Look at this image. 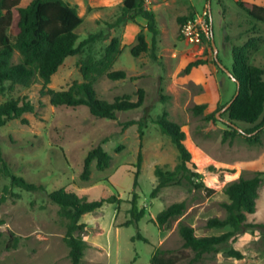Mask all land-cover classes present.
I'll return each instance as SVG.
<instances>
[{
	"label": "rangeland",
	"instance_id": "374dc122",
	"mask_svg": "<svg viewBox=\"0 0 264 264\" xmlns=\"http://www.w3.org/2000/svg\"><path fill=\"white\" fill-rule=\"evenodd\" d=\"M77 8L82 23L76 28L77 44L90 34L100 33L101 39L85 46L79 54L67 58L51 76L48 88L59 90L73 82L83 80L80 61L87 55L100 58L110 38L118 37L121 52L111 70H123L124 79L111 80L105 75L97 77L94 87L98 97L112 102L115 97L129 96L136 101L138 90H143L140 107L116 113V119L97 118L85 105L75 107L49 103L42 94L40 78L28 86L8 81L0 84V104L23 100L33 105V112L24 113L0 127V147L12 172L47 192L59 188L97 199L115 195L120 201L105 202L100 208L85 213L80 222L86 227L75 232L87 243L82 264H149L157 248L183 250V240L177 223L185 221L196 235H218L229 228H206L210 217L225 216L222 202L228 201L224 186L240 177H252L262 172L257 188L256 209L247 215L251 224H264V130L260 143H250L240 136L223 140L227 118L223 105L235 92V81L214 63L211 40L217 48V58L230 71L233 50L243 49L247 62L264 69V24L254 21L241 11L235 0H209L212 35L209 31L198 44H187L181 37V25L176 18L192 14L195 18L208 11V0H150L155 7L156 36L155 58L150 52L134 57L130 48L136 34L143 27L146 41L151 45V33L140 18L124 21L110 27L120 15L122 0H65ZM264 6V0H244ZM149 0L147 1V3ZM146 3V4H147ZM152 10V9H151ZM17 52L13 60L16 61ZM204 63L185 67L191 61ZM207 105L196 115L195 105ZM216 111L218 121L205 120L209 112ZM166 112V118L181 125L186 134L185 143L197 164L198 179L192 185L186 180L170 183L154 197L151 192L158 179L154 169L172 171L179 162V153L170 137L155 121ZM145 119L142 136L138 125L123 126L129 120ZM261 120L258 119L257 123ZM241 129L252 125L235 122ZM111 156L109 166L98 170L96 161L90 164L89 179L80 177L87 153L97 145ZM141 155L137 186L133 187L138 154ZM9 178L0 176V195ZM0 204V230L12 231L22 237L17 247L6 249V236L0 244V264H70L68 248L63 240L66 219L59 207L49 201L41 190L26 191L13 187ZM133 191L136 205L144 208L143 217L136 223L130 209ZM185 203L178 218L161 226L157 214L172 203ZM140 233L147 241L137 238ZM231 247L244 254V258L228 257L224 251L204 255L194 264H264V228L253 227L241 234ZM170 255V254H169ZM183 258L178 264H189Z\"/></svg>",
	"mask_w": 264,
	"mask_h": 264
},
{
	"label": "trees",
	"instance_id": "16d2710c",
	"mask_svg": "<svg viewBox=\"0 0 264 264\" xmlns=\"http://www.w3.org/2000/svg\"><path fill=\"white\" fill-rule=\"evenodd\" d=\"M148 0H122L120 15L110 27H114L124 21H135L141 17L146 21L144 28L151 33V45H148L143 27L136 34V42L130 48L132 56L137 57L142 53L150 52L155 58L156 36L159 30L156 25L155 12L146 6ZM238 8L251 17L254 21L264 24V6L244 0H235ZM211 13V11H210ZM210 13L208 11V23L210 32ZM192 18V14L181 15L176 18L181 26ZM82 23V17L78 15L77 8L65 0H0V84L8 81L28 87L35 78H40L43 83L42 94L47 95L49 103L54 106H79L85 105L90 114L97 118L115 120L119 111H129L140 107L143 103V90H138L136 101H131L129 96L115 97L112 102L98 97L94 82L97 77L105 75L111 80L124 79L126 73L123 70H111L112 64L121 52L118 37L110 38L105 47L104 54L95 59L87 55L80 61V72L83 80L73 82L64 89H51L47 85L51 76L72 56L82 52L83 48L101 39L102 34H90L77 44L78 35L76 28ZM17 52V60H13ZM234 63L229 71L230 77L235 81V92L229 99V106L225 109L227 114L224 125L223 140L243 137L250 143H260V133L264 130V69L251 65L243 49L233 50ZM204 63L203 60L191 61L185 67L188 72L192 67ZM214 63L223 71L220 60L214 59ZM221 64V65H220ZM226 102L222 108L228 103ZM33 105L26 100L21 104L18 101H7L0 104V127L12 119L20 118L24 113L33 112ZM207 109V105H195L192 110L198 115ZM261 120L257 123L258 119ZM205 120L218 121L216 111L209 112ZM162 133L168 135L179 153V162L172 171H164L160 167L154 169V175L158 179L153 188L152 197L163 187L170 183H180L186 180L192 185L198 179L197 164L185 143L186 134L180 124L166 118V112L155 120ZM235 122H243L252 125L248 129H241ZM138 125V131L142 136V128L145 119L124 122L123 126ZM241 129V130H240ZM111 156L99 144L92 148L84 159V165L80 173L83 180H87L91 174L90 164L96 161L98 170H104L109 166ZM141 155L138 154L133 187L137 186V177L140 170ZM262 172H256L252 177H240L228 182L223 192L228 201L222 202L225 211L223 218L214 216L205 222L206 228L229 229L221 234L196 235L192 226L183 220L177 223L178 233L183 240L182 249L189 250L192 255L181 251L172 255L171 251L157 248L152 254L149 264H178L183 258H189L188 263H199L204 255L224 251L228 257L235 259L244 258V254L231 247L237 237L253 227H263L264 224H251L247 221V215L255 212L257 188L261 182ZM0 176L9 178V186H4L0 195V204L5 201L6 195L12 194L13 187H19L26 191H43L50 202L59 207V213L66 219V232L63 240L68 248L70 264H82L87 243L75 232L83 230L86 225L80 222L83 214L100 208L105 202L120 201L115 195L97 199H87L78 196L65 188H59L51 192L43 189L42 185H36L27 181L24 177L14 174L3 157L0 147ZM17 195V194H12ZM137 195L133 191L131 200V219L127 223L138 222L144 215V208L136 205ZM185 209L183 201L172 203L161 210L156 221L163 226L171 220L182 215ZM6 236V238L4 237ZM6 239L5 248L14 249L22 239L12 231L0 230V244ZM137 238L147 241L140 233ZM170 254V255H169Z\"/></svg>",
	"mask_w": 264,
	"mask_h": 264
},
{
	"label": "built area",
	"instance_id": "2783aa9c",
	"mask_svg": "<svg viewBox=\"0 0 264 264\" xmlns=\"http://www.w3.org/2000/svg\"><path fill=\"white\" fill-rule=\"evenodd\" d=\"M210 31L208 23V11L203 10L195 18L189 19L180 28L181 37L187 44H198L203 37H207Z\"/></svg>",
	"mask_w": 264,
	"mask_h": 264
},
{
	"label": "water",
	"instance_id": "95a60500",
	"mask_svg": "<svg viewBox=\"0 0 264 264\" xmlns=\"http://www.w3.org/2000/svg\"><path fill=\"white\" fill-rule=\"evenodd\" d=\"M207 7H208V11L210 13V1L208 0V3H207ZM210 26L212 28V20H211V13H210ZM211 35H212V31H211ZM211 44H212V48H213V52H214V58L217 59V48L215 46V43H214V40L212 39L211 40ZM221 65V64H220ZM222 66V65H221ZM224 68V67H222ZM225 69V68H224ZM226 72L228 73V75L230 76V72L226 70ZM233 79V78H232ZM234 80V79H233ZM230 102H228L225 107L223 109H226L228 106H229ZM241 130V129H240Z\"/></svg>",
	"mask_w": 264,
	"mask_h": 264
},
{
	"label": "crops",
	"instance_id": "0c3cea01",
	"mask_svg": "<svg viewBox=\"0 0 264 264\" xmlns=\"http://www.w3.org/2000/svg\"><path fill=\"white\" fill-rule=\"evenodd\" d=\"M155 1H160V2H165V1H168V0H155ZM157 5H159V4H151V2H150V0H149V2L146 4V6L149 8V9H152L154 12H156V10H155V7L157 6ZM138 18H140L141 20H143V21H145L143 18H141V17H138ZM143 25H145L146 24V22H141ZM84 215V214H83ZM82 215V216H83Z\"/></svg>",
	"mask_w": 264,
	"mask_h": 264
}]
</instances>
